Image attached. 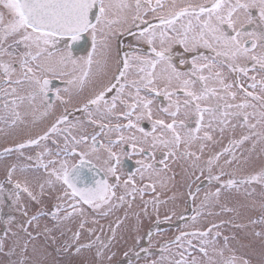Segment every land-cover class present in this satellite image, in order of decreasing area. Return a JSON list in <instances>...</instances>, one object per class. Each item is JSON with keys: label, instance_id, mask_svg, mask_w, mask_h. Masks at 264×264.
<instances>
[{"label": "snow or ice", "instance_id": "obj_1", "mask_svg": "<svg viewBox=\"0 0 264 264\" xmlns=\"http://www.w3.org/2000/svg\"><path fill=\"white\" fill-rule=\"evenodd\" d=\"M0 264H264V0H0Z\"/></svg>", "mask_w": 264, "mask_h": 264}, {"label": "rangeland", "instance_id": "obj_2", "mask_svg": "<svg viewBox=\"0 0 264 264\" xmlns=\"http://www.w3.org/2000/svg\"><path fill=\"white\" fill-rule=\"evenodd\" d=\"M161 229L163 230V231H175V226H174V224L173 225H169V224H162L161 225Z\"/></svg>", "mask_w": 264, "mask_h": 264}, {"label": "flooded vegetation", "instance_id": "obj_3", "mask_svg": "<svg viewBox=\"0 0 264 264\" xmlns=\"http://www.w3.org/2000/svg\"><path fill=\"white\" fill-rule=\"evenodd\" d=\"M58 83V82H57ZM130 163H133L134 164V161H131Z\"/></svg>", "mask_w": 264, "mask_h": 264}]
</instances>
